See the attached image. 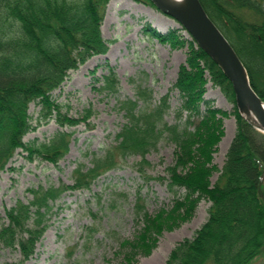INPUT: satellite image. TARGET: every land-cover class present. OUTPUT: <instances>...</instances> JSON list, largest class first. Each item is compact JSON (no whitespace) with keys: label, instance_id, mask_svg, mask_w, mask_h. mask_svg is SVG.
Wrapping results in <instances>:
<instances>
[{"label":"trees","instance_id":"trees-1","mask_svg":"<svg viewBox=\"0 0 264 264\" xmlns=\"http://www.w3.org/2000/svg\"><path fill=\"white\" fill-rule=\"evenodd\" d=\"M109 1L0 0V171L18 148L31 160L58 164L70 150L72 131L67 129L89 123L91 109L82 117L70 115L53 92L71 70L108 51L110 40L101 26ZM138 1L155 6L152 0ZM201 2L238 52L252 86L264 100V0ZM145 32L174 47L188 44L187 64L180 66L173 87L160 100L155 101L153 89L143 84L136 85L135 98L119 100L126 122L116 134V143L92 153L91 165L78 163L73 183L30 187L29 202L19 200L6 208L5 216L0 215V248L19 250V264L35 254L50 225L54 202L67 192L91 190L96 180L132 154L142 156L136 165L148 181L152 176L146 167L147 153L165 137L176 145L174 163L167 168L168 185L184 188L185 194L172 208L152 213L139 191L134 219L141 228L134 238L120 241L116 255L124 264H136L139 256L153 252L165 229L193 217L204 197L211 201L207 221L173 247L165 264H252L264 255V133L241 114L232 82L195 40L184 38L179 29L161 33L146 26ZM209 81L235 103L237 132L221 169L213 160L225 134L222 115L228 112L205 98ZM98 82L97 89L106 95L120 89L113 67ZM172 90H178L182 99L175 122L166 117ZM36 100L42 105L38 124L55 119L61 129L48 139L26 142L24 136L36 128L29 112ZM216 171L220 174L213 182Z\"/></svg>","mask_w":264,"mask_h":264},{"label":"rangeland","instance_id":"rangeland-1","mask_svg":"<svg viewBox=\"0 0 264 264\" xmlns=\"http://www.w3.org/2000/svg\"><path fill=\"white\" fill-rule=\"evenodd\" d=\"M170 19L179 26L171 24ZM146 26L161 33L179 29L184 38L195 40L175 18L156 5L138 0H110L101 26L103 36L110 40L108 51L92 55L71 70L61 87L53 92V98L62 103L63 111L70 115L82 117L87 109H91L89 123L82 122L67 129L72 131L70 150L58 164L40 158L31 160L22 148L16 150L6 168L0 171L1 216H5L6 208L14 206L19 200L29 202L32 199L30 187L73 183V171L78 163L91 165L92 153H102L105 148L114 145L117 132L126 122L119 100L135 98L137 84L151 87L155 101L173 87L180 66L187 64L188 44L174 47L147 34ZM110 67L118 73L120 89L117 93L106 95L97 86L100 85L98 79L107 74ZM204 96L213 106L228 112L222 115L225 134L213 160L221 169L237 132L235 103L212 81L208 82ZM181 102L179 91L172 90L171 109L166 116L168 121L175 122L176 110ZM41 108L37 100L30 103L29 112L36 128L24 136L26 142L48 139L61 129L55 119L38 124ZM202 109H205L204 103ZM226 136L228 138L223 144ZM175 148V143L165 137L147 153L150 163L146 167L152 176L148 181L136 165L142 156L132 154L96 180L91 190L64 194L54 202L49 214L50 225L38 242L35 254L22 264H124L116 252L122 239L134 238L141 228L134 219L138 192L141 191L145 205L152 213L162 207L172 208L175 200L185 194L184 188L168 185L167 168L174 163ZM219 174L220 171L214 173L211 177L213 182ZM210 206L211 201L202 198L193 217L171 230L165 229L153 252L139 256L136 264H165L173 247L184 238L192 237L207 221ZM21 259L19 250L0 248V264H19ZM252 264H264V255Z\"/></svg>","mask_w":264,"mask_h":264},{"label":"water","instance_id":"water-1","mask_svg":"<svg viewBox=\"0 0 264 264\" xmlns=\"http://www.w3.org/2000/svg\"><path fill=\"white\" fill-rule=\"evenodd\" d=\"M152 1L157 8L185 27L217 62L233 84L239 111L264 133V100L252 86L248 70L238 52L210 17L201 0H184L181 4L171 0ZM247 109L254 111L260 124L245 114Z\"/></svg>","mask_w":264,"mask_h":264},{"label":"bare ground","instance_id":"bare-ground-1","mask_svg":"<svg viewBox=\"0 0 264 264\" xmlns=\"http://www.w3.org/2000/svg\"><path fill=\"white\" fill-rule=\"evenodd\" d=\"M171 1H173V2H175V3H178V4H181V3L184 2V0H171ZM113 4H114V3H113ZM113 4H112V5H113ZM112 5H111V6H112ZM169 22H170L171 24L175 25L176 27L179 26L178 23H177L176 21L172 20V19H170ZM245 114H246L248 117H250L252 120H254L255 123L260 124V123H259V120H258V118H257V116H256V114L254 113V111H252L251 109H247V110L245 111ZM227 138H228V136L225 137V140H224L223 144H225Z\"/></svg>","mask_w":264,"mask_h":264}]
</instances>
